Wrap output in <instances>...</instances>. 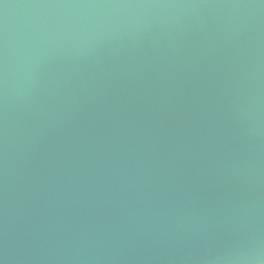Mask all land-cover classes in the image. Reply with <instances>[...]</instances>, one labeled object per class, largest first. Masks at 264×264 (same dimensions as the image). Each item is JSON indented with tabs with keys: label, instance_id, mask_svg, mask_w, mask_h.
<instances>
[{
	"label": "water",
	"instance_id": "water-1",
	"mask_svg": "<svg viewBox=\"0 0 264 264\" xmlns=\"http://www.w3.org/2000/svg\"><path fill=\"white\" fill-rule=\"evenodd\" d=\"M0 264H264V0H0Z\"/></svg>",
	"mask_w": 264,
	"mask_h": 264
}]
</instances>
